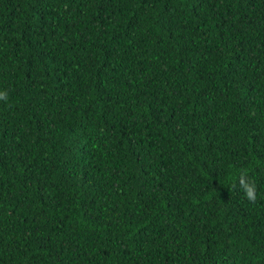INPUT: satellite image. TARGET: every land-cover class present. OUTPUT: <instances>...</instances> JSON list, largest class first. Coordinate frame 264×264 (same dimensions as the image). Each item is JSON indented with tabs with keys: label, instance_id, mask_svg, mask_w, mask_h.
I'll list each match as a JSON object with an SVG mask.
<instances>
[{
	"label": "trees",
	"instance_id": "1",
	"mask_svg": "<svg viewBox=\"0 0 264 264\" xmlns=\"http://www.w3.org/2000/svg\"><path fill=\"white\" fill-rule=\"evenodd\" d=\"M0 90V264H264V0H0Z\"/></svg>",
	"mask_w": 264,
	"mask_h": 264
},
{
	"label": "clouds",
	"instance_id": "2",
	"mask_svg": "<svg viewBox=\"0 0 264 264\" xmlns=\"http://www.w3.org/2000/svg\"><path fill=\"white\" fill-rule=\"evenodd\" d=\"M9 93L7 90H0V102H8ZM240 189L244 192L246 199L249 202L255 203L257 188L256 185L248 179V173L246 170L241 169L236 177ZM235 183L233 184V187Z\"/></svg>",
	"mask_w": 264,
	"mask_h": 264
}]
</instances>
